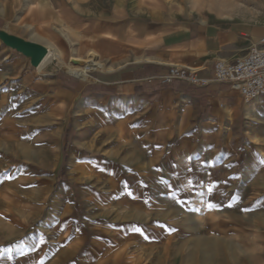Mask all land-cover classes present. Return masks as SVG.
<instances>
[{
	"label": "crops",
	"instance_id": "crops-1",
	"mask_svg": "<svg viewBox=\"0 0 264 264\" xmlns=\"http://www.w3.org/2000/svg\"><path fill=\"white\" fill-rule=\"evenodd\" d=\"M198 1L35 0V23L58 51L49 50L63 65L81 67L74 62L80 59L91 61L86 74L96 70L74 77L59 65L56 95L97 108L113 139L109 154L139 157L129 167L131 189L118 199L119 221L109 222L113 233L101 248L92 246L87 264H264V182L240 173L248 156L240 147L246 104L214 72L218 61L235 63L260 43L264 4L202 0L238 20H197ZM172 66L210 82L163 83ZM29 94L0 99V117L8 111L0 141L12 149L14 113L30 103ZM101 252H120V260L98 259Z\"/></svg>",
	"mask_w": 264,
	"mask_h": 264
},
{
	"label": "rangeland",
	"instance_id": "rangeland-1",
	"mask_svg": "<svg viewBox=\"0 0 264 264\" xmlns=\"http://www.w3.org/2000/svg\"><path fill=\"white\" fill-rule=\"evenodd\" d=\"M34 3L0 0V99L30 93V103L14 113L15 149L0 141V264H87L92 246L101 248L113 233L109 222L119 221L115 215L123 209L118 199L124 197L125 186L131 189L129 167L139 157L109 154L113 139L97 108H82L76 95H56L62 93L60 64L38 71L46 66L37 67L32 55L8 43L17 39L57 50L35 23ZM196 3L197 20H238L235 12H212L202 0ZM39 36L42 43L35 42ZM67 64L62 72L71 74L75 66ZM88 65L78 68L91 70ZM7 113H2L0 124ZM242 119L240 147L248 156L240 173L263 183L264 96L246 104ZM120 252L116 257L101 252L97 258L113 263L120 260Z\"/></svg>",
	"mask_w": 264,
	"mask_h": 264
},
{
	"label": "built area",
	"instance_id": "built-area-1",
	"mask_svg": "<svg viewBox=\"0 0 264 264\" xmlns=\"http://www.w3.org/2000/svg\"><path fill=\"white\" fill-rule=\"evenodd\" d=\"M214 72L216 80L229 83L243 97L245 104L264 96V37L235 63L218 61ZM161 80L166 84L183 81L197 87H206L210 82L201 78L195 69L179 66L170 67Z\"/></svg>",
	"mask_w": 264,
	"mask_h": 264
},
{
	"label": "bare ground",
	"instance_id": "bare-ground-1",
	"mask_svg": "<svg viewBox=\"0 0 264 264\" xmlns=\"http://www.w3.org/2000/svg\"><path fill=\"white\" fill-rule=\"evenodd\" d=\"M61 55H59L58 53L54 52V51H48V49H46V53L45 55L39 60V64L37 65V67H40L42 66H46L48 64H51V63H58L60 64L61 66H64L63 63H62V60H61ZM75 60V59H74ZM75 64H78V65H83L85 64V61H82L80 59H78L77 61H74ZM41 63V64H40ZM86 64H91V62H86ZM68 67V66H67ZM66 67V69H67ZM38 69V68H37ZM93 71V70H92ZM71 73L75 74L76 76L78 77H84L86 74V70L84 69H79L78 67H72L71 68ZM90 72V71H89Z\"/></svg>",
	"mask_w": 264,
	"mask_h": 264
},
{
	"label": "water",
	"instance_id": "water-1",
	"mask_svg": "<svg viewBox=\"0 0 264 264\" xmlns=\"http://www.w3.org/2000/svg\"><path fill=\"white\" fill-rule=\"evenodd\" d=\"M8 43L12 46L15 47L17 49H19L20 51L30 54L35 58V64L38 65L39 64V60L45 55L46 53V48L39 46V45H35V44H30V43H26L17 39H11L8 40Z\"/></svg>",
	"mask_w": 264,
	"mask_h": 264
}]
</instances>
